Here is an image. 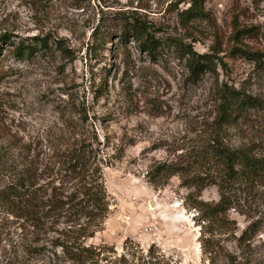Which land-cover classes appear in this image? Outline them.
<instances>
[{
	"label": "rangeland",
	"instance_id": "374dc122",
	"mask_svg": "<svg viewBox=\"0 0 264 264\" xmlns=\"http://www.w3.org/2000/svg\"><path fill=\"white\" fill-rule=\"evenodd\" d=\"M189 7L186 0H0V38L12 41H0V192L28 170L37 173L33 190L45 187L62 167L60 151L86 140L109 162L102 169L113 200L85 245L105 247L108 262L122 256L137 262L134 250L153 249L161 264H264V189L240 187L226 217L203 221L199 203L216 204L220 195L215 185L196 184L204 176L196 157L214 138L264 157V114L220 131L214 124L225 82L264 101V74L232 53L233 47L264 53V0H206L208 17L184 26L181 14ZM132 17L216 55V74L194 80L169 50L154 60L132 39L120 45L112 32ZM236 28L252 31L237 42ZM100 30L109 38L96 47ZM38 39L51 49L23 59L10 52L12 43ZM172 166L169 178L148 175ZM58 177L56 186L67 175ZM21 223L0 199V264H50L48 252L23 249ZM251 224L250 240L239 239ZM50 235L38 245L50 249L59 236Z\"/></svg>",
	"mask_w": 264,
	"mask_h": 264
},
{
	"label": "trees",
	"instance_id": "16d2710c",
	"mask_svg": "<svg viewBox=\"0 0 264 264\" xmlns=\"http://www.w3.org/2000/svg\"><path fill=\"white\" fill-rule=\"evenodd\" d=\"M186 3L190 7L181 14V22L184 26L208 17L205 10L206 0H186ZM117 22L116 32H112V35L117 34L120 45L132 39L142 53L154 60L161 50H169L179 59L185 60L186 68L194 80H199L205 73L216 74V55L198 53L193 45L185 44L177 37L162 35L161 29L141 17L125 18ZM250 31L252 30L238 28L234 39L240 42ZM106 38L109 36L103 34L101 30L98 31L95 37L96 47H99ZM0 41L7 44L12 42L9 35L2 36ZM12 46L10 52L19 59L31 57L43 49H51L45 39H38L31 44L21 40L16 45L12 43ZM60 48L64 53H68L64 45H60ZM232 53L233 56L253 60L258 70L257 74H264V53L236 47H233ZM98 92L105 96V81ZM258 114H264L262 99L251 96L246 90L230 86L227 82L221 85L214 121L219 131L248 124L251 117ZM92 146V142L81 140L60 151L61 155L56 158L62 167L56 173L57 178L46 183L45 187L33 190L38 180L37 173L34 172L35 170H28L19 176L16 182L0 192V199L6 204L8 214L16 221H22L18 228L21 229V235L26 241L23 249L34 255L48 252L52 256L49 257L50 264H102L103 261L107 264H161L163 259H159L153 249H150L147 255L141 250H134L133 257L137 258V262L130 263L124 256L115 262H108L107 257L103 256L108 252L105 251V247L85 245L87 239L101 230L99 225L108 218L110 203L113 200L106 189L102 169L103 165L109 166V162L104 161L103 156L98 158L97 153L91 149ZM196 159L204 168V176L196 177V184L201 185V190L209 185H215L220 195V200L216 204L199 203L198 210L203 221L220 222L226 217L235 204L240 187L246 192L264 189V157L258 156L249 146L231 149L218 138H214L203 146ZM172 168L174 169L172 166L168 167L167 171H162L161 167H157L148 175L157 174L169 178L176 173ZM62 173L67 175L66 181L56 186V181L60 180L58 175L61 176ZM61 225L64 227L60 230ZM253 229L254 224L249 225L239 239L246 240ZM53 232L58 233L59 236L53 237L50 241V249L46 245H38L43 240V235L46 238ZM59 249L61 254L57 253ZM241 264H251V262L246 261Z\"/></svg>",
	"mask_w": 264,
	"mask_h": 264
}]
</instances>
